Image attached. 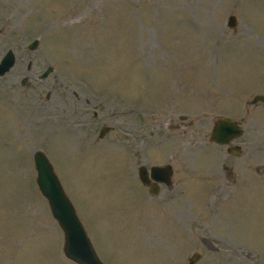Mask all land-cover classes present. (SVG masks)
I'll list each match as a JSON object with an SVG mask.
<instances>
[{
  "label": "rangeland",
  "instance_id": "1",
  "mask_svg": "<svg viewBox=\"0 0 264 264\" xmlns=\"http://www.w3.org/2000/svg\"><path fill=\"white\" fill-rule=\"evenodd\" d=\"M9 50L0 264H75L36 150L103 264H264V104H251L264 95V0H0V60ZM223 116L245 121L238 155L209 141ZM166 163L172 184L152 195L137 168Z\"/></svg>",
  "mask_w": 264,
  "mask_h": 264
},
{
  "label": "water",
  "instance_id": "2",
  "mask_svg": "<svg viewBox=\"0 0 264 264\" xmlns=\"http://www.w3.org/2000/svg\"><path fill=\"white\" fill-rule=\"evenodd\" d=\"M236 18L233 15L228 16V28H235ZM38 45V40L34 39L28 44L30 50H34ZM15 58L13 53L7 51L0 60V77L3 76L14 65ZM52 71V67H47L39 78H46ZM23 84V81L21 82ZM264 101L263 96H255L253 102ZM181 119H184L182 117ZM111 128L103 126L98 133V137L102 138ZM241 130L236 122L227 117H216L209 135V141L217 145H226L230 140L239 136ZM233 154H237V150H232ZM32 160L36 172V186L46 200L52 218L56 221L63 234L62 253L64 257L75 264H103L95 252V249L88 238L86 231L76 214L75 208L70 199L65 194L62 185L55 174L51 163L46 155L36 150L32 154ZM139 181L149 188L152 195L157 193V186L150 183L154 181H162L169 183L172 175L171 165L152 166L149 169L146 166L138 168ZM199 255L193 254L187 264H194Z\"/></svg>",
  "mask_w": 264,
  "mask_h": 264
},
{
  "label": "flooded vegetation",
  "instance_id": "3",
  "mask_svg": "<svg viewBox=\"0 0 264 264\" xmlns=\"http://www.w3.org/2000/svg\"><path fill=\"white\" fill-rule=\"evenodd\" d=\"M42 79V78H41ZM255 96H263L264 97V95H262V94H256ZM255 96L252 98V100H251V104H252V106L253 107H257L258 106V104H264V101H256V102H253V99L255 98ZM262 106H264V105H262ZM223 117H227V116H223ZM227 118H229V119H232V120H234L235 122H236V124H237V126L239 127V129L241 130V134L239 135V136H237V137H235V138H233L232 140H230L229 141V143L228 144H226V145H224L225 147H226V151H227V153L228 154H232V155H238L239 154V152L241 151V148H240V146H239V143H237V144H231L232 143V141L234 140V139H236V138H239L243 133H244V124H245V121L243 120V119H240V120H237V119H234V118H230V117H227ZM247 123H251V121H248ZM213 143V142H212ZM232 150H237V154H233V153H231L232 152ZM171 165V164H169V163H166V164H164L163 166H165V165ZM223 165L221 166V167H219V168H217L218 170L217 171H220V172H225L226 173V176L228 177V178H232V169L231 168H229V167H227L226 165H225V163H222ZM140 166H142V165H140ZM139 166V167H140ZM144 166V165H143ZM148 169L150 168V167H147ZM138 169V168H137ZM171 169H172V175H171V178H170V182L167 184V183H164V182H162V181H154V180H152L151 179V181H150V183H152V184H155L156 186H157V192H159V190H160V186H162V187H167V188H169L170 186H171V184H172V176H173V168H172V166H171ZM138 174V173H137ZM142 184V183H141ZM143 185V184H142ZM145 186V185H144ZM145 187H147V186H145ZM148 188V187H147ZM149 189V188H148ZM149 191V190H148ZM156 195V194H155Z\"/></svg>",
  "mask_w": 264,
  "mask_h": 264
},
{
  "label": "bare ground",
  "instance_id": "4",
  "mask_svg": "<svg viewBox=\"0 0 264 264\" xmlns=\"http://www.w3.org/2000/svg\"><path fill=\"white\" fill-rule=\"evenodd\" d=\"M178 74V73H177Z\"/></svg>",
  "mask_w": 264,
  "mask_h": 264
}]
</instances>
